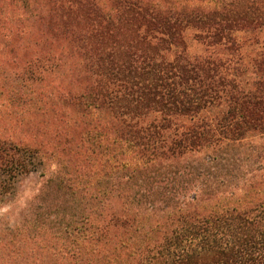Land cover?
<instances>
[{
	"label": "trees",
	"instance_id": "1",
	"mask_svg": "<svg viewBox=\"0 0 264 264\" xmlns=\"http://www.w3.org/2000/svg\"><path fill=\"white\" fill-rule=\"evenodd\" d=\"M5 119L0 264H264V0H0Z\"/></svg>",
	"mask_w": 264,
	"mask_h": 264
},
{
	"label": "rangeland",
	"instance_id": "2",
	"mask_svg": "<svg viewBox=\"0 0 264 264\" xmlns=\"http://www.w3.org/2000/svg\"><path fill=\"white\" fill-rule=\"evenodd\" d=\"M186 40L187 44L190 45L191 51L200 49L201 45L192 38L190 33L187 34ZM31 49L30 47L29 50L31 51ZM72 76L71 79L79 77L77 74H72ZM33 114L35 115V121L38 126H43L41 122L44 121L46 117L39 112ZM31 115L32 114H27L24 118L16 119V122L22 120H28L27 122H29ZM16 122L15 119H5L3 123L0 120V128H8L13 125L15 130L22 133H29V131L27 132V130L30 129L29 125L24 123L17 124ZM81 130L82 127L76 129L78 137ZM56 165L57 163L52 156H44V168L40 167L37 171L25 175L17 184L13 194L0 196V235L8 232V228H13L18 225L21 228L25 227L28 224L25 220H29V222L33 221L35 217L34 212H36L35 206L40 202L39 189L47 178V175L54 171Z\"/></svg>",
	"mask_w": 264,
	"mask_h": 264
}]
</instances>
